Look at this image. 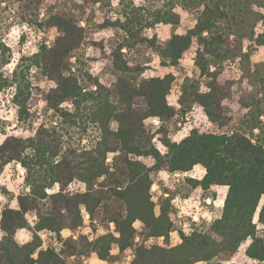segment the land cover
Segmentation results:
<instances>
[{
    "label": "trees",
    "instance_id": "obj_1",
    "mask_svg": "<svg viewBox=\"0 0 264 264\" xmlns=\"http://www.w3.org/2000/svg\"><path fill=\"white\" fill-rule=\"evenodd\" d=\"M17 1L22 21L55 28L58 35L26 59L24 70L17 66L8 76L1 72L8 63L5 50L0 52V91L13 88L17 123L34 133L7 135L0 144V174L13 162L26 169L19 195L0 186L6 198L0 201V264H85L93 255L112 264L128 254L129 264H225L249 240L246 258L264 262V231L258 229L264 226V205L258 210L264 196V66L251 61L257 48L264 49V0H158L154 8L132 0H117L115 7L113 0H55L41 19L44 0ZM177 8L196 21L183 33L174 30L181 20ZM159 24L173 28L164 41L147 35ZM99 31L118 37L107 56L109 84L83 61L87 40L101 45L91 40ZM194 41L197 77L184 78L176 108L167 100L174 76L142 78L143 67L130 64L128 56L150 50L162 67H177ZM226 66L237 69V79L220 80ZM33 68L34 77L57 87L35 86ZM39 102L41 111L32 110ZM195 104L215 131L192 130L176 144L168 124L182 120ZM232 104L243 110L239 118ZM156 118L161 123L153 130ZM157 135L168 150L163 156L153 143ZM143 158L155 163L147 166ZM195 166L203 168V179L184 178L190 188L227 187L220 218L192 223L190 235L179 230L180 242L171 246L177 229L169 215L172 194L164 190L154 201L151 175L185 174ZM73 182L84 190L70 191ZM13 199L18 209L10 207ZM85 215L93 230L112 224L113 231L89 238L82 233ZM23 229L31 237L18 244ZM42 232L56 248L43 247Z\"/></svg>",
    "mask_w": 264,
    "mask_h": 264
},
{
    "label": "rangeland",
    "instance_id": "obj_2",
    "mask_svg": "<svg viewBox=\"0 0 264 264\" xmlns=\"http://www.w3.org/2000/svg\"><path fill=\"white\" fill-rule=\"evenodd\" d=\"M54 1L55 0H44L41 5V12L44 13L47 7H49V5H51ZM132 1L136 5H144L148 8H154L156 5H158V0H132ZM177 9L179 10L177 11ZM177 9L176 11L179 13L181 20L179 26L174 30L177 33H183L186 29L190 28L189 25L192 23V17L188 13L182 11L180 8ZM21 12H22V7L20 6L17 0H0V52L2 50H5L4 56L8 61V63L3 65V67L1 68V72L3 76L10 75L12 71L15 68H17V66L20 65H21V69L24 70L27 64L26 59L30 58L33 55V54L31 55L29 54L30 48L33 46L39 48V46L43 43L48 44L50 42L49 36H52L53 38L55 34L52 33L51 30L39 29L35 25H30L29 23L22 21L20 16ZM41 12L39 15V19L43 18L45 15L44 13V15L41 16ZM97 15L99 18L103 16V12H97ZM25 25L28 27L29 31H22L18 39L15 41V43H13L14 37H13L12 29L16 28L17 30H19L22 26ZM262 28L263 27L261 23L258 24L255 28V32L260 33ZM257 29H259V31H257ZM172 31L173 28L171 26L159 24L154 29L148 30L147 35L149 36L155 35L158 40L164 41L169 37ZM107 32L108 31L95 32L91 37L92 42L101 45L95 46L87 40V42L82 46V53L84 56L83 61L86 63V68L91 73L92 66L99 65L97 73L94 76H97L100 81H103L102 82L103 84H109L112 80V77L109 75L108 71L106 70L107 64L109 63L107 56L109 55L110 47L113 45L114 41L118 38L113 31H111L112 35L110 36L100 35V33H107ZM25 45H28V48H25ZM89 49L91 50V54L89 53ZM196 49H197V44L194 41L190 46V48L183 54L182 59L180 60V63L177 67H162L160 65L159 58L157 57V55L150 50H139L137 52H133L128 56V58L130 60L129 61L130 64H139L141 67H143L144 70L141 75L142 78L162 77L168 73H171L174 76L172 88L167 96V100L169 104L176 107L180 93V86L184 78L197 77V71L193 64ZM244 51H245V47H244ZM189 59L192 60V64L186 62ZM251 61L255 65L264 66V49L257 48L251 56ZM30 73L31 76H33L31 78L32 83L35 86H38L40 89L45 90L44 88H41L39 85L41 83L47 85L50 82H48L43 78L34 77L35 74L33 71L32 72L30 71ZM189 73H191V75H189ZM238 75H239L238 71L234 66H226L223 73L220 76V80L225 81L229 79H237ZM13 95H14L13 88H5L0 91V135L7 136L9 135V132L33 133L25 129L24 127L18 125L17 106L13 102ZM40 104L41 102H39L38 105L32 110H37L38 112H40L41 109L43 108V107H39ZM198 108L201 109L200 106L196 104L193 105L192 109L186 114V116L182 120L179 121L174 120L168 124L169 138L171 139V141H173L172 137L174 136L179 137V134L182 133L185 130V128H188L189 132H191L192 130H196L198 132L215 131L214 127L207 121L202 109L201 111H197ZM232 110H233L234 118H239L240 116L243 115V110H241L235 104H232ZM9 117H11V119H9ZM151 125L153 130H155L157 126L154 125L152 121H151ZM201 129H203V131H201ZM158 136L159 135H157L156 138L153 139V143L160 150V147L162 146L159 144L157 140ZM20 137H28V136L21 135ZM142 160L147 166H151L153 164L150 158H143ZM16 165L17 163H11L7 165L0 174V186H4L6 190L13 193L14 196H17L16 193L17 192L20 193L21 190L23 189L24 176H25L24 174L23 178L20 179L19 168H17ZM160 173L161 172H156V173H152L151 175L154 184L157 185V191L152 193L153 196L156 197L154 201H157L158 197L162 195L163 192H165L164 190H167L170 194H172V199H171L172 209L169 215L177 228L176 231H174L176 232V236L174 237L172 235L173 233L172 232L169 237V244L173 246L180 242L178 231L182 230L184 232L183 225L185 223H189V227L191 228L192 223L190 221V218L193 214H195V212H197V207L199 204H201L204 196L209 194H214L215 196L214 201L216 205V201L218 200H222V202L224 201L227 192L226 191L224 193H221L220 189L221 188L227 189V187L214 186L207 192H203L199 188H195V189L190 188V186H188L184 182V178L188 177L198 180L204 174V170L200 171V169H198L197 166H195L190 172L185 174H168L164 172L165 175L161 176ZM80 185L83 184L79 182H73L68 186V189L70 191H80L79 190ZM167 185H171L172 187L170 188ZM9 186H11V189H9ZM173 201H175V204H173ZM263 205H264V196L260 199L258 210ZM221 207L222 204L219 207H217L216 205V207H213V212L219 213ZM87 219L85 220L82 233L87 234L89 238L90 237L94 238L98 235L105 234L109 231H113L112 224L109 226L108 230L102 227H96V229L93 230L91 228L90 222ZM256 219L257 218L255 216L254 217L255 222ZM135 225L137 229H140L141 225L139 223L138 224L135 223ZM85 229H87V231H85ZM258 229L264 231V226L258 225ZM20 231H24L26 234H28L31 237V233L28 230L23 229ZM63 232L64 231H62L61 234L63 237H65L63 235ZM40 236L43 241V247H54V248L57 247V244L51 235L42 232L40 233ZM16 242L20 244L17 240ZM157 243L160 245H164L162 239H159ZM248 244H249L248 241L243 243L239 248L238 252L236 253V255L232 258V260L225 264H264V262L250 261L249 259L246 258L244 251ZM116 252L117 250L116 248H114L112 253H116ZM130 260H131V256L128 254L126 257L122 258L119 262L112 264H129ZM85 264H108V263L98 260L93 255L91 258L85 261Z\"/></svg>",
    "mask_w": 264,
    "mask_h": 264
},
{
    "label": "clouds",
    "instance_id": "obj_3",
    "mask_svg": "<svg viewBox=\"0 0 264 264\" xmlns=\"http://www.w3.org/2000/svg\"><path fill=\"white\" fill-rule=\"evenodd\" d=\"M116 3H117V0H113V6H114V7H115ZM178 10H179V9H177V11H178ZM43 15H44V13L41 12V16H43ZM112 18L115 19L116 17L113 16ZM195 23H196V21L193 20L192 23L189 25V27L194 26ZM81 26H83V25H81ZM22 31H29V29H28V27H27L26 25H25V26H22L19 30H17L16 28H13V29H12V33H13V37H14V39H13V43H15V41L18 39V37H19V35H20V33H21ZM257 31H259V29H257ZM51 32H52V33H55V34L58 35V33L56 32V29H55V28H52V29H51ZM148 34H149V33H148ZM100 35H108V36H110V35H112V32H111V31H108L107 33H100ZM204 35H207V33H204ZM51 39H52V36H49V40H50V41H51ZM10 46H11V45H10ZM50 46H51V44H49V47H50ZM25 48H28V45H25ZM38 51H39V48L36 47V46H33V47L30 48V50H29V54L31 55V54L37 53ZM89 53L91 54V50H90V49H89ZM186 62L189 63V64H192V60H191V59H189V60L186 61ZM10 67H11V66H10ZM98 68H99V65H93L92 68H91V73H92L93 75H96ZM32 71L35 72L36 69L33 68ZM197 71H198V69H197ZM149 75H150V74H149ZM189 75H191V73H189ZM101 82H103V81H101ZM39 86H40L41 88H44L45 91H47L49 88H55V87H57V85H56L54 82H50V83H48L47 85L44 84V83H41ZM207 91H209V90L206 89V88H204V87H201V89H200V92H207ZM64 106H65V105H63V104L61 105V107H64ZM39 107H43V102H41V104L39 105ZM176 107L179 108L180 105L177 104ZM197 111H201V109L198 108ZM9 119H11V117H9ZM152 123H153L154 125H156L157 127H159V125H160L161 122H160V120H159L158 118H156V119H153V120H152ZM113 127H115V126L113 125ZM201 131H203V129H201ZM33 134H34V133H28V132H24V133H21V132H14V133H13V132H9V135H16V136H21V135H23V136H29V135H33ZM189 134H190L189 129H188V128H185V130H184L182 133L179 134V137L174 136V137H172V140H173V142H175L176 144H179V143H180V140H181V139H184V138H186V137H188ZM5 139H6V136L0 135V144H3V142H4ZM167 151H168L167 148L160 147V154H161L162 156L165 155V154L167 153ZM109 159H111V157H109ZM152 162H153V164L155 163L154 160H152ZM13 163H15V162H13ZM16 166H17V168H19L20 179H22L23 176H24V174H25V172H26V169L20 167L18 164H17ZM197 168L200 169V171H203V169H201L199 166H197ZM160 175H161V176H164L165 173H164V172H161ZM200 179H203V177H200ZM18 182H19V179H18ZM167 186L170 187V188L172 187L171 185H167ZM72 187H73V185H72ZM9 189H11V186H9ZM27 190H28V189H25V191H27ZM79 190H80V191H83V190H84V186H83V185H80V186H79ZM173 190H175V189H173ZM51 191H52V192H56L57 189H56V188H52ZM151 191H152V192H156V191H157V185H156V184H152V185H151ZM226 191H227L226 188H221V189H220V192H221V193H224V192H226ZM16 194L19 195L20 193L17 192ZM152 199L155 200L156 197L153 196ZM5 200H6V198H5L4 196L0 195V201H5ZM209 203H211V201H209ZM173 204H175V201H173ZM221 204H222V200H218V201H216V205H217V207H219ZM10 207H11L12 209H18L17 202H16L15 199L12 200ZM81 210L83 211V206L81 207ZM197 213H199L200 215H202L203 218H204L206 221H209V222H210V221L212 220V218H213V216H210V215H209L208 211H201L200 209H197ZM214 216H215L216 218H220V213H218V212H217V213H214ZM85 219H87V217H85ZM192 220H193V221L197 220V215H196V214H193V215H192ZM138 223H139V221H137V224H138ZM135 226H136V225H134V227H135ZM183 227H184L185 235H190V233H191V228L189 227V223H185V224L183 225ZM85 231H87V229H85ZM3 235H5V233L0 232V236H3ZM63 235L66 237V236L70 235V233H69L67 230H65V231L63 232ZM172 235L175 237V236H176V232H173ZM90 238H91V237H90ZM29 239H30V236H29L28 234H26L24 231H20V232L17 234V236H16V240H17L20 244L27 243V242L29 241ZM177 242H179V241H177ZM248 243L251 244L252 241L249 240Z\"/></svg>",
    "mask_w": 264,
    "mask_h": 264
},
{
    "label": "built area",
    "instance_id": "obj_4",
    "mask_svg": "<svg viewBox=\"0 0 264 264\" xmlns=\"http://www.w3.org/2000/svg\"><path fill=\"white\" fill-rule=\"evenodd\" d=\"M223 187H225V186H223ZM209 201H211V203H209ZM222 205H223V202H222ZM213 207H216L215 201L211 197H206V198L202 199V202H201V204L198 205L197 209H200L201 211H208L209 215L213 216V218H215L214 212H213ZM195 214L197 215V220L193 221L192 216H191V218H190L191 223L198 224L201 222V220H203L205 222H209V221H206L203 218V216L200 215L199 213L195 212ZM85 217L88 218L87 215H85Z\"/></svg>",
    "mask_w": 264,
    "mask_h": 264
},
{
    "label": "crops",
    "instance_id": "obj_5",
    "mask_svg": "<svg viewBox=\"0 0 264 264\" xmlns=\"http://www.w3.org/2000/svg\"><path fill=\"white\" fill-rule=\"evenodd\" d=\"M103 262V261H102Z\"/></svg>",
    "mask_w": 264,
    "mask_h": 264
}]
</instances>
